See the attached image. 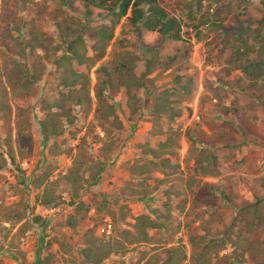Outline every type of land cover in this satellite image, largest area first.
<instances>
[{
    "label": "rangeland",
    "instance_id": "1",
    "mask_svg": "<svg viewBox=\"0 0 264 264\" xmlns=\"http://www.w3.org/2000/svg\"><path fill=\"white\" fill-rule=\"evenodd\" d=\"M93 2L0 0V84H6L5 76L11 70H20V63L41 73L27 97L8 95L12 108L8 120L0 111V154L10 148L15 158L13 165L8 162L0 170V264L6 260L26 264V255L31 253L44 264H83L81 250L87 229L93 237L104 238L99 228L110 220L114 237L130 230L133 219L143 213L159 224L149 241L129 246L122 257L112 255L102 264H157L168 258L171 248H179L182 264H191L193 247L197 250L205 245L210 264H264V231L254 232L250 243L243 242V247L248 245L245 250L233 245L241 225L248 224L253 215L244 204L264 202V78L250 80L237 64L229 65L232 45L240 38L252 42L253 31L247 29L264 16V0H156V5L177 21L180 40L167 35L158 41L156 31L142 26L138 39L126 17L121 18L104 58L90 70L91 104L72 108L73 122H62L64 134L45 141L40 120L47 104L64 91L61 71L52 65L54 53L60 55L65 46L60 35L86 32L87 26L109 27L116 18L108 11L111 0ZM141 8L143 21L151 20L150 6ZM262 29L264 33V25ZM32 38L34 52H27L24 47ZM84 38L89 45L87 35ZM146 44H156V51L144 47ZM130 53L154 60L156 67L149 76L152 82L140 91L135 121L123 118L124 90L109 100L122 119L123 130L117 133L112 124L100 125L96 119V70L107 66L115 82L119 74L114 65L122 57L129 59ZM75 68L84 71L76 64ZM189 78L193 93L177 95L181 102L176 106L182 114L171 123L180 146L179 157L174 158L181 162V169L169 176L150 172L137 176L147 142L164 140L152 137L156 95ZM71 104L69 101L67 106ZM16 106L26 109L24 117L20 114V126H24L20 135L14 123ZM101 128L109 129L104 148L106 136ZM210 159H214L218 174L207 179ZM98 160L105 167L90 183L93 161ZM74 162L80 164L87 182L76 204L71 205V182L65 176ZM44 175L47 179L41 190L46 185L48 196L57 197L49 207L35 199L34 187ZM183 200L189 201L187 210ZM23 213L27 223L20 231L16 218Z\"/></svg>",
    "mask_w": 264,
    "mask_h": 264
},
{
    "label": "trees",
    "instance_id": "2",
    "mask_svg": "<svg viewBox=\"0 0 264 264\" xmlns=\"http://www.w3.org/2000/svg\"><path fill=\"white\" fill-rule=\"evenodd\" d=\"M78 1L94 5L93 0ZM111 3L108 11L116 18L110 21L111 24L109 27L102 25L94 27L87 26L86 32L78 30L77 32L65 34L62 32L60 35V39L65 46L63 50L60 51V55H58L59 52L57 53V51L54 53L52 65L61 71L60 87L63 88L64 91H62L59 98L53 103L47 104L45 113L40 120L41 132L45 141L60 137L64 134L65 130L62 122L64 120L68 125L73 122L72 119H74V117L70 114L72 108L88 107L91 104V97L89 94L90 70L104 58L107 46L113 39L114 28L121 18L126 17L132 30L131 32L137 35L138 39H140L142 35L141 26L146 30L156 31L159 34L158 41L167 35H170L173 40H180L181 38L177 21L174 18H169L164 10L156 5V0H111ZM143 4L150 6L149 13L152 15L150 18L151 20L143 21L145 16L141 8ZM101 6L102 5H100V7ZM86 13L89 14L88 11ZM128 13L129 17H127ZM263 25L264 16L260 20L252 22L250 28L247 29L253 31L252 34L254 35H252V42L249 43L247 38H240L237 45H232L234 52L229 60V65L237 64L236 68L239 69L245 77L254 81L264 78ZM85 35H87V38L90 40L89 45L86 44ZM28 41L29 42L26 43L24 48H26L27 52H34L35 47L33 45V38ZM119 43L121 44L120 41ZM144 47L152 50V52H155L157 49L156 44H146ZM129 56V59H125L124 57L120 58L114 65V72L119 74L115 82L112 80L107 66H100L96 70L98 80V84L94 90L95 99L97 100V108L95 110L96 119L99 121L100 125H104V123L108 125L112 124V128L115 129L117 133L123 130V124L121 117L119 118L114 110V105L109 103L111 98L114 100L115 97L124 90L126 111L123 113V118L127 122L135 121L137 118H135V116L138 113L140 105V91L147 86L149 81L152 82L149 80V76L154 72V68L156 67L154 60L140 58L131 53ZM75 64L78 67H83L84 71L77 70ZM17 65H20L17 66L20 70H11L5 76L7 81L6 84H4V86L2 85L3 83L0 84V111L4 112L3 117L6 120H8L7 117H11V114L8 112L12 110L11 103L8 101V95L17 94L18 99L27 97L41 74L39 72L37 75L36 71L25 68L22 63ZM191 82L192 79L189 78L183 85H175L176 88L164 90L156 95L152 111V137L161 139L164 137V140H160L159 142L150 140L147 142V149L144 152L142 150L144 162L139 166L140 170L137 172V176H141L143 172H160L162 175H166L167 173L169 176L179 169V165L172 164L170 160V157L176 155V149L179 147L177 134L172 128L171 123L182 114V109L176 106L181 102L179 97L177 98V95L187 94L190 90L193 93L192 88H189ZM107 90L109 94L106 96L105 93ZM69 101H71L73 106H71L72 104L67 106ZM53 109H56V111H53ZM15 110H17V112L14 116V123H16L18 135H20L24 132V126H20V114L24 117L26 109L22 106H16ZM101 131L104 136H106L102 145L104 148L107 145V140H109V138H107L109 129L101 128ZM119 136L120 134H118V137ZM8 162L11 165L15 163L14 154L11 152L10 148H8V152H6L5 155L0 154V170L4 169ZM93 163L95 164V169L89 174L88 179H90V183L99 178L105 167L104 162H100L99 160L93 161ZM148 167H151L152 170L146 171L145 169ZM215 169L214 159H210L206 168L207 175H217L218 173ZM66 175L65 179L71 182L70 186L73 192L70 204L74 205L76 204L79 192L87 182V178L84 177L81 172L80 164L77 162H74ZM46 179V175L37 179L38 182L34 187V191L36 192L35 199L41 205L49 207L54 205L57 201V197L48 196V188L46 185H44L41 190L42 183ZM47 183L49 182H46V184ZM155 189L156 188H154V190ZM260 203L261 202H250L244 204L243 207L246 210L251 209L253 215H251V220L248 224L245 223L244 226L241 225L240 231H238L236 236V242L232 241L235 248L238 247L245 250L248 245L244 244V247H246L244 248L243 242L250 243L251 236L254 232L264 231V225L262 224L264 218V202L262 205H260ZM243 214H240V217H242ZM26 216L27 215L23 213L16 218L20 231L21 229L23 230V226L27 223ZM133 220L134 225L130 230H122L119 235L115 234L114 237L110 235L104 238H95L93 237L94 234L92 230L87 229L84 235V248L81 250L83 264H102L112 255L115 257H122L123 251L129 246L147 243L149 241L147 231L149 229H156L159 226L154 218L145 213L136 216ZM193 245L195 244L193 243ZM207 250V245L197 250L194 246L189 260L190 263L210 264L211 256L209 257ZM168 253V258L157 264H182L184 256L180 258L181 251L179 248H171L168 250ZM242 255L244 259L245 254ZM177 257H179V259H176Z\"/></svg>",
    "mask_w": 264,
    "mask_h": 264
},
{
    "label": "crops",
    "instance_id": "3",
    "mask_svg": "<svg viewBox=\"0 0 264 264\" xmlns=\"http://www.w3.org/2000/svg\"><path fill=\"white\" fill-rule=\"evenodd\" d=\"M123 92V91H122ZM121 92V93H122ZM121 93L119 94V95H121ZM125 99H126V97H125ZM123 102V101H122ZM126 102V100L124 101V103ZM179 151H180V146L176 149V155L174 156V157H176L177 156V154H178V157H179ZM174 157H170V160H171V163L172 164H178L179 165V169L176 171V172H178L180 169H181V166H180V163L181 162H179L176 158H174ZM175 161H178V163L176 162V163H174ZM153 174H160L161 176H166V175H162V173H160V172H152L151 173V175H153ZM175 175V174H174ZM177 175V174H176ZM142 176V175H141ZM140 176V177H141ZM210 176V175H209ZM209 176H207V177H209ZM210 178H214V176H210L209 178H207V179H210ZM191 185H193L192 183H189V184H186L185 183V186H187V187H190ZM164 194L166 195V196H168L170 193L168 192V191H165L164 192ZM178 196H180L181 197V195L180 194H177ZM170 196V195H169ZM192 196V195H191ZM191 196H188V197H191ZM189 202V201H188ZM186 200H183V203L185 204V207H186V209L185 210H187L188 209V206H189V203H188ZM183 205V204H182ZM165 206H167V204H165ZM184 208V206H182V209ZM262 224L264 225V218H263V221H262ZM152 230H154V229H149L148 231H147V233H148V236L150 237V234H151V231ZM26 259H27V263L26 264H44V261L41 259V257H39V256H35L34 255V253H31V254H27L26 255ZM7 262H8V260H6L5 261V264H7ZM9 264H13V262H8Z\"/></svg>",
    "mask_w": 264,
    "mask_h": 264
},
{
    "label": "built area",
    "instance_id": "4",
    "mask_svg": "<svg viewBox=\"0 0 264 264\" xmlns=\"http://www.w3.org/2000/svg\"><path fill=\"white\" fill-rule=\"evenodd\" d=\"M113 225L110 220H106V222L99 228V232L101 235L110 236L112 234Z\"/></svg>",
    "mask_w": 264,
    "mask_h": 264
}]
</instances>
